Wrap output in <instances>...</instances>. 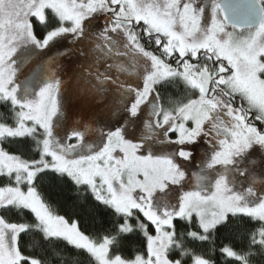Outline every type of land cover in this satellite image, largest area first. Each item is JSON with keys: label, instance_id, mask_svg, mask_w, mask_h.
I'll return each instance as SVG.
<instances>
[{"label": "snow or ice", "instance_id": "6c2138e0", "mask_svg": "<svg viewBox=\"0 0 264 264\" xmlns=\"http://www.w3.org/2000/svg\"><path fill=\"white\" fill-rule=\"evenodd\" d=\"M0 108V264H264V0H0Z\"/></svg>", "mask_w": 264, "mask_h": 264}, {"label": "trees", "instance_id": "16d2710c", "mask_svg": "<svg viewBox=\"0 0 264 264\" xmlns=\"http://www.w3.org/2000/svg\"><path fill=\"white\" fill-rule=\"evenodd\" d=\"M168 94L176 95L177 93L175 92V89H170ZM6 112L7 109L0 108V114ZM45 191L47 193L45 198L50 203L54 211H56L60 215H65L66 218L73 213L76 214V216H73V218H76L77 216L81 218L80 226L82 230L86 232V234L95 237L98 234H102L103 229L108 226L107 217H105L104 224L101 225L99 218L94 219L92 216L88 215L87 210L80 207V204H82L83 201L70 188L49 185L48 187H46ZM223 242L227 241L225 240V237L221 235L218 238L217 243ZM24 246L25 248H31L33 246V241L28 237H25ZM189 247L193 249L197 254L206 252V247L201 244L192 243L189 244ZM56 251L60 252L59 257L54 256L51 252L49 253V255H51L53 260L55 261V264H77L78 261L82 260V257L78 256L71 250L63 251L58 248L56 249ZM36 254L41 255L38 248L36 249ZM186 264H192L191 257L186 260Z\"/></svg>", "mask_w": 264, "mask_h": 264}, {"label": "rangeland", "instance_id": "374dc122", "mask_svg": "<svg viewBox=\"0 0 264 264\" xmlns=\"http://www.w3.org/2000/svg\"><path fill=\"white\" fill-rule=\"evenodd\" d=\"M51 54V53H50ZM80 60L76 57H70L66 58L62 61L64 64L65 70L61 72V75L65 81H69V77L72 76L73 71H78V65ZM37 68V63H31L28 65V68L26 69V75H31V70ZM25 77H21V79H24ZM82 83V82H81ZM77 85L75 83H69L66 88V99H65V108L68 110L69 108L73 112H79L80 111V104H78L74 98L73 92ZM201 155V152L197 150L196 156H197V162Z\"/></svg>", "mask_w": 264, "mask_h": 264}, {"label": "water", "instance_id": "95a60500", "mask_svg": "<svg viewBox=\"0 0 264 264\" xmlns=\"http://www.w3.org/2000/svg\"><path fill=\"white\" fill-rule=\"evenodd\" d=\"M237 2H242V0H222V3H225V4H231V3H237Z\"/></svg>", "mask_w": 264, "mask_h": 264}, {"label": "flooded vegetation", "instance_id": "af4514ba", "mask_svg": "<svg viewBox=\"0 0 264 264\" xmlns=\"http://www.w3.org/2000/svg\"><path fill=\"white\" fill-rule=\"evenodd\" d=\"M78 58V57H77ZM79 59V58H78Z\"/></svg>", "mask_w": 264, "mask_h": 264}]
</instances>
